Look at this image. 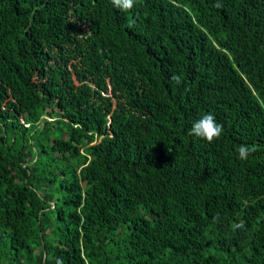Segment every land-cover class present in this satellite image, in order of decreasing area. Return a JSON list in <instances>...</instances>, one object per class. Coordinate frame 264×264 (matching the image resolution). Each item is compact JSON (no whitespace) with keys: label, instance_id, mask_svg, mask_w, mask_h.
<instances>
[{"label":"trees","instance_id":"trees-1","mask_svg":"<svg viewBox=\"0 0 264 264\" xmlns=\"http://www.w3.org/2000/svg\"><path fill=\"white\" fill-rule=\"evenodd\" d=\"M58 260L264 264V0H0V264Z\"/></svg>","mask_w":264,"mask_h":264},{"label":"clouds","instance_id":"clouds-1","mask_svg":"<svg viewBox=\"0 0 264 264\" xmlns=\"http://www.w3.org/2000/svg\"><path fill=\"white\" fill-rule=\"evenodd\" d=\"M113 5L120 9L121 11L128 12L135 6L136 0H112ZM219 3L216 7H220ZM172 81L175 84L182 83V78L179 75H173ZM224 132L223 124L218 123L216 117L209 113L201 116L199 119L193 121L191 129L189 130V135L206 140L211 143L219 139ZM255 147L247 144L239 145L237 152L239 159L242 161L248 160L251 153L255 152ZM219 219V217H216ZM245 223L243 221L233 224V228H243ZM57 264H62V261L58 260Z\"/></svg>","mask_w":264,"mask_h":264}]
</instances>
